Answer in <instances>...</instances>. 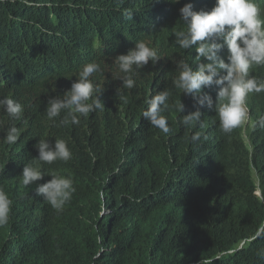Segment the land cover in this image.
Instances as JSON below:
<instances>
[{
  "label": "trees",
  "instance_id": "16d2710c",
  "mask_svg": "<svg viewBox=\"0 0 264 264\" xmlns=\"http://www.w3.org/2000/svg\"><path fill=\"white\" fill-rule=\"evenodd\" d=\"M256 2L264 18V0ZM186 3L210 10L216 0H0V99L24 108L19 119L0 108V190L11 200L0 264H264V92L249 95L248 125L228 135L206 105L203 127L179 122L199 108L173 86L176 61L194 66L197 55L173 34L184 27ZM139 40L161 58L137 70L134 88H122L114 59ZM92 61L101 65L94 79L105 108L57 127L64 113L50 121L48 100L70 90ZM250 74L264 79V66ZM165 89L168 134L143 117ZM204 92L215 101L218 88ZM180 100L184 113L174 107ZM11 127L19 131L14 144L4 139ZM40 139H64L71 159L37 162ZM29 163L72 178L76 191L62 210L36 193L50 175L23 185Z\"/></svg>",
  "mask_w": 264,
  "mask_h": 264
},
{
  "label": "clouds",
  "instance_id": "9594fccd",
  "mask_svg": "<svg viewBox=\"0 0 264 264\" xmlns=\"http://www.w3.org/2000/svg\"><path fill=\"white\" fill-rule=\"evenodd\" d=\"M170 2L175 4L180 0ZM179 11L184 27L174 30L175 43L184 50L195 46L197 55L194 66L183 58L176 61L178 75L173 80V86L183 94L191 95L199 105L196 111L182 115L179 122L185 127L196 124L203 127L200 108L206 105L209 109L214 108L220 131L228 135L247 120L249 95L264 92V79L250 74L254 66H264V18L261 17V8L256 0H216L210 10L196 11L193 3H186ZM225 48L228 52L226 59L220 55ZM160 58L156 48L139 40L127 54L115 57L114 65L118 74L114 79L123 82L122 88L132 89L136 86L134 76L137 70L145 68L149 61L155 65ZM101 71V65L96 61L83 65L71 89L48 100L45 109L47 118L55 123V118L64 113L57 127L78 125L81 117L86 118L96 110L102 111L105 105L100 96L104 87L94 79V74ZM214 85L218 88L215 101L204 92L205 88ZM171 96L172 91L169 89L160 91L147 102L148 107L143 112V117L165 134L171 131L168 117L164 115L170 108L168 101ZM174 107L180 113L185 111L181 100ZM0 108L14 119H19L24 110L20 102L11 98L0 99ZM258 122L264 127V116L259 117ZM200 136L197 132L191 140L196 142ZM18 138L16 127L6 130L4 139L7 143L14 144ZM35 147L38 158L34 160L37 162L51 165L58 160L67 162L72 157L64 139H55L54 145L49 140L40 139ZM45 175L52 178L38 184L36 193L53 209L62 210L76 191L71 177L45 172L29 163L23 168L22 183L27 187L42 180ZM10 210L11 200L0 190V226L8 223Z\"/></svg>",
  "mask_w": 264,
  "mask_h": 264
},
{
  "label": "rangeland",
  "instance_id": "374dc122",
  "mask_svg": "<svg viewBox=\"0 0 264 264\" xmlns=\"http://www.w3.org/2000/svg\"><path fill=\"white\" fill-rule=\"evenodd\" d=\"M248 123H249V116H248L247 120H246L243 124H244V125H248ZM254 177H255V180H256V182H257V177H256V175H254Z\"/></svg>",
  "mask_w": 264,
  "mask_h": 264
}]
</instances>
